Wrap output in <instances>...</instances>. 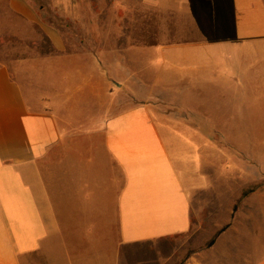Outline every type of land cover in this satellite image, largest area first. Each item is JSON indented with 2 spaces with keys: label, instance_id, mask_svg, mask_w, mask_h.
<instances>
[{
  "label": "crops",
  "instance_id": "obj_1",
  "mask_svg": "<svg viewBox=\"0 0 264 264\" xmlns=\"http://www.w3.org/2000/svg\"><path fill=\"white\" fill-rule=\"evenodd\" d=\"M0 2L52 48L0 59V264H159L137 245L188 232L192 193L216 183L201 169L188 177L166 134L225 136L252 161L249 195L264 197V0H97L96 46L80 52L31 0ZM137 18H165L162 41L138 43ZM158 103L207 126L159 125ZM235 226L250 232L232 240L240 252L182 264H264V222Z\"/></svg>",
  "mask_w": 264,
  "mask_h": 264
},
{
  "label": "rangeland",
  "instance_id": "obj_2",
  "mask_svg": "<svg viewBox=\"0 0 264 264\" xmlns=\"http://www.w3.org/2000/svg\"><path fill=\"white\" fill-rule=\"evenodd\" d=\"M31 1L38 9L42 21L60 29L66 43V52H80L96 46L95 37H92L94 35L88 37L87 27L91 28L96 25L95 18L91 17L98 12L97 0H72L65 8L59 7L56 0ZM163 19L164 21H162ZM109 20L111 21V18H105L106 26L107 24L111 25ZM151 21L150 25H146L143 18H137L135 26L133 24L132 32L136 33L138 43L148 44L162 41L161 33L166 28L169 29L164 23L165 18H151ZM149 34L150 37H146ZM166 39H168L166 41H171L172 38ZM51 51L50 42L38 27L26 25L18 19L12 18L5 12L4 6L0 2V59L2 61L10 63L12 59L18 57L48 55ZM122 96L124 97L123 94ZM156 106L158 109L162 108L163 114L167 116L157 119L159 125L164 127L185 132L188 127L207 126V121L203 123V120L185 118L186 113L177 111L176 107L169 103H158ZM260 137L264 138V136ZM253 138L256 139L255 136ZM164 139L170 145L179 146L189 156L178 164L188 173V177L192 173L197 174L201 169L207 178L210 175L216 183L208 185L206 182L204 184L207 186L206 188L195 192V195L192 193V226L188 232L170 237L168 243L160 248L153 244L137 245L135 250L137 258L147 261L156 257L159 264H182L188 257L201 252L207 251L205 254L212 256L232 255L240 252V247H237L234 252L235 248L231 242L242 238L250 239V232L237 231V227H232V224L251 225L264 222V214L258 212L259 206L264 202V197L257 198L249 195L250 192L243 197H241L242 192L238 197L236 196L241 188L243 191L258 187L252 183L245 186L247 176L245 169L248 163L251 165L252 161L243 159L223 135L175 133L164 135ZM194 149H198L201 154L200 159L195 163L191 158ZM226 167L229 168L227 171ZM189 186H192L191 182ZM234 206H236L235 210H233ZM227 224L225 230L228 233H218ZM212 239H215V242L208 247V243ZM167 256L169 257L167 258Z\"/></svg>",
  "mask_w": 264,
  "mask_h": 264
},
{
  "label": "trees",
  "instance_id": "obj_3",
  "mask_svg": "<svg viewBox=\"0 0 264 264\" xmlns=\"http://www.w3.org/2000/svg\"><path fill=\"white\" fill-rule=\"evenodd\" d=\"M254 188L246 189L242 191L241 197L246 196L250 191H252ZM220 233V230L218 231Z\"/></svg>",
  "mask_w": 264,
  "mask_h": 264
},
{
  "label": "water",
  "instance_id": "obj_4",
  "mask_svg": "<svg viewBox=\"0 0 264 264\" xmlns=\"http://www.w3.org/2000/svg\"><path fill=\"white\" fill-rule=\"evenodd\" d=\"M235 209H236V206H234V210ZM224 229H225V226L220 229V232L223 231ZM214 241L215 239L210 240V242L208 243V246H211L214 243Z\"/></svg>",
  "mask_w": 264,
  "mask_h": 264
}]
</instances>
